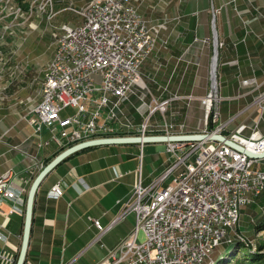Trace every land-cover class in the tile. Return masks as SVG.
Masks as SVG:
<instances>
[{"label": "built area", "instance_id": "obj_1", "mask_svg": "<svg viewBox=\"0 0 264 264\" xmlns=\"http://www.w3.org/2000/svg\"><path fill=\"white\" fill-rule=\"evenodd\" d=\"M139 4L140 0H98V5L74 10L81 23L59 28L41 100L24 117L37 137L47 130V144L54 142L67 150L96 139L188 134L186 123L177 122L180 111H172L176 103L187 108L196 99L171 95L169 84L156 95L144 80L142 68L159 48L164 24L145 18ZM253 83L244 81L245 85ZM211 99V95L201 99L205 115L200 134L209 135L208 139L164 143L167 169L149 183L143 175L145 144L139 145L140 167L133 191L114 222L134 214L135 229L98 264H204L238 228L243 210L264 196L262 160L211 139L219 134L261 154V118L229 135L224 134L229 123L210 130V116L213 124L221 117V101L214 104ZM258 104L264 112V97ZM68 108L75 113L63 118L61 113ZM6 136H0V142ZM43 145L40 141L38 148ZM114 176L120 179L124 174L114 169ZM31 182L13 170L0 175V210L12 203L10 214H25ZM50 195L62 197L61 184ZM91 221L100 232L95 243L100 242L107 230L100 220ZM140 232L143 242H139ZM0 241L4 243L0 264H17L20 249L12 247L1 232Z\"/></svg>", "mask_w": 264, "mask_h": 264}, {"label": "rangeland", "instance_id": "obj_2", "mask_svg": "<svg viewBox=\"0 0 264 264\" xmlns=\"http://www.w3.org/2000/svg\"><path fill=\"white\" fill-rule=\"evenodd\" d=\"M96 1L98 0H0V136L7 130H13L20 138H25L29 124L24 117L29 108L41 100L43 74L54 57L59 28L63 24L73 26L81 23V18L74 10L92 6ZM139 5L145 18L164 24L160 32L161 42L155 53L162 52L169 57L154 79L148 78L143 66L144 80L153 93L160 95L161 88L158 86L157 89L153 81L156 79L166 84L169 74L176 71L180 78H171L168 82L171 95L192 94L204 97L195 100L189 110L176 103L172 112L180 111L177 122H185L190 127L192 124L199 125L202 131L205 108L201 99L211 95L214 104L221 101V55L231 50H264V0H140ZM214 15L220 43L216 71L217 89L212 77ZM187 50L195 51L197 55L189 59L192 61L191 65L181 61L172 68L171 61L176 59L171 56H180ZM202 60L204 64H201ZM202 77L203 84L199 87ZM186 80L188 82L185 87ZM183 81L184 84L180 83ZM256 97L258 102L264 97V93L257 92ZM218 106L220 109L221 102ZM186 112H189L187 119ZM74 113L73 108H68L61 116L68 118ZM193 118L200 119L194 123ZM5 139L6 137L4 141ZM111 147H118L127 153H136L137 150L140 153V146L136 144ZM30 151V156L36 155L34 149ZM168 159L169 155L160 150L157 144H145L142 163L144 178L148 179L150 176V181L158 178V167L168 162ZM138 162L139 169V154ZM151 173L155 175L152 176ZM263 219L264 196H261L252 206L243 210L239 226L232 233L230 243L221 246L215 252L213 260L210 257L211 260L204 264H218L217 260L227 257L238 242L244 243L253 253L264 254V230H257V225ZM143 241L145 236L142 232L139 242ZM241 256L242 253L238 255ZM227 259H230L229 256Z\"/></svg>", "mask_w": 264, "mask_h": 264}, {"label": "crops", "instance_id": "obj_3", "mask_svg": "<svg viewBox=\"0 0 264 264\" xmlns=\"http://www.w3.org/2000/svg\"><path fill=\"white\" fill-rule=\"evenodd\" d=\"M195 54V51L187 50L180 56H171L176 59L171 61L172 68L181 61L191 65L192 61L189 59L196 57ZM223 54L219 69L221 117L220 121L214 124V129L229 123L224 133L229 135L240 125H252L261 118L259 130L264 135V112L260 110L256 97L257 92L264 93V50L258 52L240 49ZM165 60H169V57L162 52L154 53L148 59L143 69L148 78H156L165 65ZM201 64H204L203 60ZM168 77L166 84L170 85L169 80L175 77L179 79L180 75L172 71ZM201 79L199 87L203 84V77ZM247 80H253L254 83L245 85L244 81ZM153 82L157 89L158 86L161 88L166 85L156 79ZM187 82L186 80L185 87ZM180 83L184 84V81ZM148 87L153 92L152 88ZM183 96H192L196 101L204 97L192 94ZM196 101H192L186 109L189 110ZM177 104H182L184 109L186 107L184 103ZM131 112L134 114L133 110ZM185 116L187 119L189 112H186ZM199 119L192 120L195 123ZM28 126L25 138H20L13 130L5 132L6 139L0 142V175L7 170H13L16 176L32 181L45 168L47 161L54 160L65 151L54 142L47 144L50 140L47 130L43 131L41 137H37L33 127ZM200 132L199 125H187L186 133ZM249 134V130L244 133L245 136ZM40 141L44 143L42 148H38ZM158 148L164 151V145L159 144ZM32 149L36 154L34 156H30ZM138 154V150L136 153H127L118 147L101 146L80 151L59 164L38 189L25 264H98L110 250L116 249L135 229L134 214L114 222L131 197L139 164ZM32 157L36 164L31 160ZM3 158L4 160H1ZM167 166L165 162L158 167L160 175ZM260 167L264 170V159ZM114 169L124 176L115 179ZM150 178L149 176L145 179V182L149 183ZM57 184H61L64 191L60 198L50 195ZM12 205L6 203L0 210V232L12 247L20 249L25 214H10ZM91 219L100 220L107 230L100 242L95 243L100 232ZM3 246L4 243L0 241V249Z\"/></svg>", "mask_w": 264, "mask_h": 264}, {"label": "water", "instance_id": "obj_4", "mask_svg": "<svg viewBox=\"0 0 264 264\" xmlns=\"http://www.w3.org/2000/svg\"><path fill=\"white\" fill-rule=\"evenodd\" d=\"M216 17L214 15L213 18V35H214V57L212 64V77L214 78V74L218 68L219 61V36L218 31L216 30L215 25ZM209 135L207 134H186L180 136H172V137H122V138H110V139H96L88 142H84L78 145H75L64 152H62L59 156H57L54 160H52L35 178L33 181L30 190L27 196V203L25 208V221H24V231H23V239L22 244L17 260V264H25L28 256V250L31 240L32 233V224H33V215H34V205L36 200V195L38 189L43 182V180L63 161L67 160L72 155L83 151L85 149L101 147V146H113V145H130V144H157L163 145L164 143L171 142H202L208 139ZM211 139L214 141H219L224 143L225 145L247 155L248 157L256 160L264 159V152L261 154L253 153L252 151L242 147L241 145L225 138L222 135L216 134L212 135Z\"/></svg>", "mask_w": 264, "mask_h": 264}, {"label": "trees", "instance_id": "obj_5", "mask_svg": "<svg viewBox=\"0 0 264 264\" xmlns=\"http://www.w3.org/2000/svg\"><path fill=\"white\" fill-rule=\"evenodd\" d=\"M208 128L210 130L214 129V124L211 121V116H210ZM50 162L51 161H47L45 167ZM34 180H35V178L32 180V183ZM32 183L29 186V190H30ZM26 203H27V197H26ZM257 230H264V219H263V221H261L257 225ZM235 250H237V251H235ZM234 252H236V253L234 254ZM240 253H242V256L238 257V255ZM228 256L230 259H227ZM228 256L222 257L221 259L217 260V263L218 264H264V254L253 253L252 251H250L246 248L244 243H241V242H238L237 244H235V246L232 247V250H231V252H229Z\"/></svg>", "mask_w": 264, "mask_h": 264}, {"label": "bare ground", "instance_id": "obj_6", "mask_svg": "<svg viewBox=\"0 0 264 264\" xmlns=\"http://www.w3.org/2000/svg\"><path fill=\"white\" fill-rule=\"evenodd\" d=\"M95 5H98V1H96L92 6H95ZM45 72H50V65L47 67V69L44 71V74H43V79H42V83H44V80H45ZM214 81H215V83H217L216 82V73L214 74V78H213V84H214ZM213 87H214V85H213ZM42 92H43V87H42ZM231 238V237H230ZM230 239H228V241H226V243H230V241H229ZM218 250V249H217ZM216 252V251H215ZM215 254V253H214ZM214 254L212 255V256H209V259L208 260H211V258H212V260H213V257H214ZM211 257V258H210ZM205 261H207V260H205Z\"/></svg>", "mask_w": 264, "mask_h": 264}]
</instances>
